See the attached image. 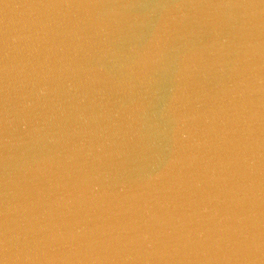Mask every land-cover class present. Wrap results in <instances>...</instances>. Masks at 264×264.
<instances>
[{
	"label": "water",
	"instance_id": "1",
	"mask_svg": "<svg viewBox=\"0 0 264 264\" xmlns=\"http://www.w3.org/2000/svg\"><path fill=\"white\" fill-rule=\"evenodd\" d=\"M0 264H264V0H0Z\"/></svg>",
	"mask_w": 264,
	"mask_h": 264
}]
</instances>
